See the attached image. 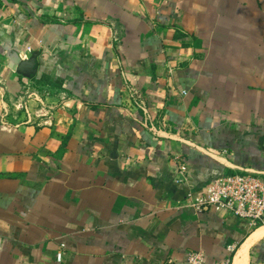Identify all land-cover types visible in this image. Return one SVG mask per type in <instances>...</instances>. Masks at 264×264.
I'll list each match as a JSON object with an SVG mask.
<instances>
[{"label": "crops", "instance_id": "obj_1", "mask_svg": "<svg viewBox=\"0 0 264 264\" xmlns=\"http://www.w3.org/2000/svg\"><path fill=\"white\" fill-rule=\"evenodd\" d=\"M238 170L264 180V0H0V264H264V223L183 203Z\"/></svg>", "mask_w": 264, "mask_h": 264}, {"label": "built area", "instance_id": "obj_2", "mask_svg": "<svg viewBox=\"0 0 264 264\" xmlns=\"http://www.w3.org/2000/svg\"><path fill=\"white\" fill-rule=\"evenodd\" d=\"M41 115H46V112H40L38 116ZM175 163V180H187L186 162L178 156ZM183 203L197 212L213 211L235 216L254 227L264 223V180L259 173L248 170L225 172L207 182L195 194L189 191ZM232 249L231 246L230 250ZM57 257H60V252ZM230 258L213 264H230ZM187 261L191 264H205L201 251L189 252Z\"/></svg>", "mask_w": 264, "mask_h": 264}, {"label": "water", "instance_id": "obj_3", "mask_svg": "<svg viewBox=\"0 0 264 264\" xmlns=\"http://www.w3.org/2000/svg\"><path fill=\"white\" fill-rule=\"evenodd\" d=\"M10 59L17 66L18 70L34 72L35 68L32 66L33 64V55L28 60H21L15 52H10Z\"/></svg>", "mask_w": 264, "mask_h": 264}, {"label": "rangeland", "instance_id": "obj_4", "mask_svg": "<svg viewBox=\"0 0 264 264\" xmlns=\"http://www.w3.org/2000/svg\"><path fill=\"white\" fill-rule=\"evenodd\" d=\"M36 119L38 120V117H36Z\"/></svg>", "mask_w": 264, "mask_h": 264}, {"label": "bare ground", "instance_id": "obj_5", "mask_svg": "<svg viewBox=\"0 0 264 264\" xmlns=\"http://www.w3.org/2000/svg\"><path fill=\"white\" fill-rule=\"evenodd\" d=\"M249 243V242H248ZM246 244V243H245Z\"/></svg>", "mask_w": 264, "mask_h": 264}]
</instances>
